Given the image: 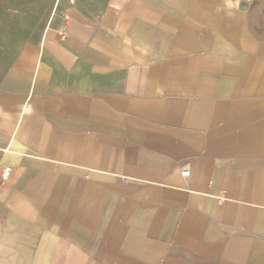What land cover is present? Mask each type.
Returning <instances> with one entry per match:
<instances>
[{"label": "crops", "instance_id": "0c3cea01", "mask_svg": "<svg viewBox=\"0 0 264 264\" xmlns=\"http://www.w3.org/2000/svg\"><path fill=\"white\" fill-rule=\"evenodd\" d=\"M0 264H264V0H59L0 73Z\"/></svg>", "mask_w": 264, "mask_h": 264}, {"label": "rangeland", "instance_id": "374dc122", "mask_svg": "<svg viewBox=\"0 0 264 264\" xmlns=\"http://www.w3.org/2000/svg\"><path fill=\"white\" fill-rule=\"evenodd\" d=\"M59 0H0V73L22 43L50 26Z\"/></svg>", "mask_w": 264, "mask_h": 264}, {"label": "built area", "instance_id": "2783aa9c", "mask_svg": "<svg viewBox=\"0 0 264 264\" xmlns=\"http://www.w3.org/2000/svg\"><path fill=\"white\" fill-rule=\"evenodd\" d=\"M10 170L9 169H5L4 173H3V179H7V177L9 176ZM185 174H188V171L184 172Z\"/></svg>", "mask_w": 264, "mask_h": 264}]
</instances>
